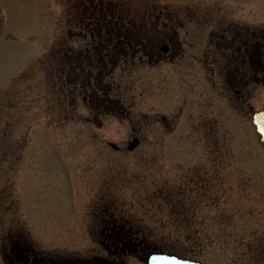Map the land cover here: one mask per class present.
Here are the masks:
<instances>
[{
	"label": "rangeland",
	"instance_id": "1",
	"mask_svg": "<svg viewBox=\"0 0 264 264\" xmlns=\"http://www.w3.org/2000/svg\"><path fill=\"white\" fill-rule=\"evenodd\" d=\"M81 2L0 0V264L15 241L56 260L146 264L138 233L175 234L168 195L180 185L192 199L210 185L202 193L222 201L198 211L222 233L201 260L238 264L264 241V147L251 122L264 108V0H146L158 35L179 39L163 41L168 55L114 69L104 101L94 89L53 91L43 63L62 39L94 41L78 26ZM222 212L233 224H217ZM115 219L135 228L133 242L114 245Z\"/></svg>",
	"mask_w": 264,
	"mask_h": 264
},
{
	"label": "trees",
	"instance_id": "2",
	"mask_svg": "<svg viewBox=\"0 0 264 264\" xmlns=\"http://www.w3.org/2000/svg\"><path fill=\"white\" fill-rule=\"evenodd\" d=\"M138 2H140L138 7L133 1L125 3L123 0H83L81 2L82 5L76 13L80 19L78 26L94 35H104L106 38L99 37V41L96 38L87 48L83 45L77 49H73L66 39H62L43 62L48 68L53 91H59L65 96L67 91L72 90L77 97L80 90L81 94L83 90L94 89L102 93L101 101H104L106 99L104 96L108 92L105 81L114 69L121 66L131 67L139 58V54H152L160 49L161 42L159 38H156L159 36L157 32L161 33L158 27L159 18L145 15L148 10H152V4L146 5L144 3L146 0H138ZM4 28L5 14L0 9V36ZM73 70L78 71L72 72L77 73L76 77L71 75ZM66 102L65 99L64 103ZM207 186L210 185H201L200 192L196 194L198 198L193 199L191 193H188L193 191L192 188L181 185L171 188L168 202L173 203L172 207L174 203L178 204V207L174 211L172 208L170 212L171 221L177 224L173 236L159 238L152 234L151 229L150 232L142 230L138 233L135 228H129L125 233L121 230L122 221L115 219L110 226L119 233L116 240L133 242L138 233L144 236L141 244L148 250H166L202 259L204 249L222 235V233L203 228L208 224V220L204 216H198V211L203 204L212 205L214 208L221 207L222 201L214 192L202 193L204 189L209 188ZM230 201L232 202L233 199ZM234 219V213L233 216H228L226 212H222L217 217V224H233ZM187 243H190V246ZM261 243L263 244L258 246L250 244L247 253L243 254L247 257L242 260L239 256L238 264H264V241Z\"/></svg>",
	"mask_w": 264,
	"mask_h": 264
},
{
	"label": "flooded vegetation",
	"instance_id": "3",
	"mask_svg": "<svg viewBox=\"0 0 264 264\" xmlns=\"http://www.w3.org/2000/svg\"><path fill=\"white\" fill-rule=\"evenodd\" d=\"M160 21L161 20H159V23H160ZM228 33L229 32L227 31L226 33H224L221 36L222 40L223 39H225V40L228 39ZM92 36H93L94 39L99 38V37L100 38L101 37L102 38H106V36H104V35H94V34H92ZM110 38H113V37H110ZM156 38H159V40L161 42L160 49H158L157 52L152 53V54H147V53H145V54H139L140 55V58H142V57H148L149 60H150V62H152L154 60V57L155 56L158 57L157 54L160 51H162L165 54L167 53L166 55H168V53H170V51H171V46L168 43H166V42L164 43L163 41H176V40L179 39L178 34H175V35L161 34V35H159ZM217 41L218 42H216V46L218 44H221L220 43L221 41L219 39ZM241 46L245 49V46L244 45H241ZM164 47H168V51L167 52L164 51ZM229 47H231V46L230 45H227V48H228L227 50H229ZM241 50H242V48H241ZM247 59H249V58H247ZM246 61L247 60L245 58L243 64H246L245 63ZM233 63H236V62L233 61ZM229 70L230 69H229V63H228V64H226V66H224V71L225 72H229ZM226 84H227V86H229V82L228 81H226ZM16 242L17 241H15V244L14 243L11 244L10 256L7 257V263L8 264H111L109 261H107V263H105V262H103V263L102 262L94 263V262L86 261L84 259H76V260H72V261H70L69 259L56 260V259H54L51 256H48V255H45V254H43V253H41L39 251H36L31 246H25L24 245L25 243L18 242V244H17ZM120 244L121 245H127V243L124 242V241H120V242H118L117 240L114 241V245L119 246ZM141 247L144 250L148 251V249L144 248L142 244H141Z\"/></svg>",
	"mask_w": 264,
	"mask_h": 264
},
{
	"label": "water",
	"instance_id": "4",
	"mask_svg": "<svg viewBox=\"0 0 264 264\" xmlns=\"http://www.w3.org/2000/svg\"><path fill=\"white\" fill-rule=\"evenodd\" d=\"M165 51H168V47H164ZM88 120L93 121L99 128L103 126V120L99 113L93 112V116L88 118ZM251 121L255 128V133L258 141L262 146H264V108L261 110H253L251 112ZM141 143L139 137H135L129 142V149L134 150ZM115 148H119V145L111 143ZM147 264H207L203 261L181 257L175 253L167 252H153L148 255Z\"/></svg>",
	"mask_w": 264,
	"mask_h": 264
}]
</instances>
